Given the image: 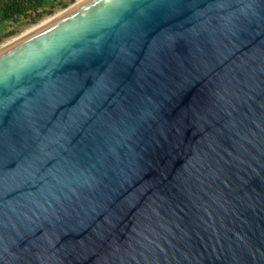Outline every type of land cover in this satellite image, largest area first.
<instances>
[{
    "label": "water",
    "instance_id": "1",
    "mask_svg": "<svg viewBox=\"0 0 264 264\" xmlns=\"http://www.w3.org/2000/svg\"><path fill=\"white\" fill-rule=\"evenodd\" d=\"M0 264H264V0H81L0 48Z\"/></svg>",
    "mask_w": 264,
    "mask_h": 264
},
{
    "label": "rangeland",
    "instance_id": "2",
    "mask_svg": "<svg viewBox=\"0 0 264 264\" xmlns=\"http://www.w3.org/2000/svg\"><path fill=\"white\" fill-rule=\"evenodd\" d=\"M76 2L77 0H50L43 8L37 10L40 12V15H37V13L27 12L23 14L19 13L17 17L12 19L4 21L0 20V48H2L3 45L9 41H14L37 27L39 24L48 21L54 16L70 8ZM61 3L62 5H60Z\"/></svg>",
    "mask_w": 264,
    "mask_h": 264
},
{
    "label": "trees",
    "instance_id": "3",
    "mask_svg": "<svg viewBox=\"0 0 264 264\" xmlns=\"http://www.w3.org/2000/svg\"><path fill=\"white\" fill-rule=\"evenodd\" d=\"M49 1L50 0H0V20L12 19L17 17L19 13L23 14L27 12L40 15V12L37 10L43 8ZM60 5H62V3Z\"/></svg>",
    "mask_w": 264,
    "mask_h": 264
},
{
    "label": "bare ground",
    "instance_id": "4",
    "mask_svg": "<svg viewBox=\"0 0 264 264\" xmlns=\"http://www.w3.org/2000/svg\"><path fill=\"white\" fill-rule=\"evenodd\" d=\"M79 1H81V0H77V2L76 3H78ZM76 3H74L73 5H75ZM45 21V20H44ZM43 24V23H42ZM39 25H41V24H39ZM38 25V26H39ZM36 28V27H35ZM14 40V39H13ZM10 42H12V41H9L8 43H6L5 45H7V44H9ZM5 45H3V47L5 46Z\"/></svg>",
    "mask_w": 264,
    "mask_h": 264
}]
</instances>
